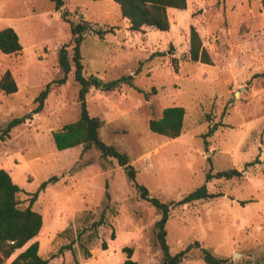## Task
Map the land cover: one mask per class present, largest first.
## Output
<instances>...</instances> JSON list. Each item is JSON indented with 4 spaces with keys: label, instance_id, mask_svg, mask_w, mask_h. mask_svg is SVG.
I'll use <instances>...</instances> for the list:
<instances>
[{
    "label": "rangeland",
    "instance_id": "obj_1",
    "mask_svg": "<svg viewBox=\"0 0 264 264\" xmlns=\"http://www.w3.org/2000/svg\"><path fill=\"white\" fill-rule=\"evenodd\" d=\"M63 1L68 21L91 27L81 44L84 74L104 81L132 77L117 90L92 88L86 96L88 113L104 122L101 140L129 156L137 182L162 202L181 200L204 184L221 195L170 210V253L197 241L234 264H264L262 0H186L185 10L167 9V32L129 31L110 0ZM5 28L14 29L22 50L0 53V77L9 71L17 85L15 94L0 91V130L13 118L22 122L0 142V169L21 189V207L43 181L57 178L32 205L43 223L31 241L39 255L51 264H161L154 230L159 213L139 198L116 161L94 149L82 154V146L55 148L52 133L80 113L72 74L52 84L34 112L39 93L62 76L59 48L67 45L72 54L69 24L50 0H0ZM191 28L211 65L188 60ZM98 30L107 33L100 37ZM173 106L185 110L181 135L171 140L152 133L149 121ZM227 169L242 176L206 181L208 171ZM180 264L206 263L194 249Z\"/></svg>",
    "mask_w": 264,
    "mask_h": 264
},
{
    "label": "trees",
    "instance_id": "obj_2",
    "mask_svg": "<svg viewBox=\"0 0 264 264\" xmlns=\"http://www.w3.org/2000/svg\"><path fill=\"white\" fill-rule=\"evenodd\" d=\"M54 3L56 11L60 12V18L69 24L73 46L71 56L67 45H62L58 51V66L62 76L51 84H47L35 99L37 104L34 112L42 109L45 99L48 96L52 84L62 85L72 74L74 81L79 85L78 102L80 113L77 120L64 124L59 130L52 133L55 148L59 151L73 147L82 146V154L94 149L104 159H113L124 171L126 178L136 190L139 198L147 202L157 210L160 218L154 223L155 239L162 252L161 264H180L186 256L194 249L200 250L203 262L206 264H234L227 259L218 258L209 250L201 248L199 242L195 241L184 250L171 254L166 242L165 226L169 218L170 210L192 204L197 201L211 200L221 196L210 193L205 184L187 194L181 200L162 202L150 195L149 190L136 180L137 171L130 162L127 154L119 151L115 146L103 142L99 136L100 129L104 122L98 117L91 116L86 108V96L90 89H99L110 92L119 89L124 84H130L131 76L104 81L98 76L84 74V66L81 56V44L87 32L91 30L90 24L85 20L77 23L68 21V12L61 11L64 5L63 0H50ZM99 1V0H93ZM118 5L120 17L127 21L128 30L140 32L144 28H151L156 31L167 32L169 30V19L167 9H186V0H110ZM264 7V0H262ZM107 31H96V35L103 36ZM22 50L18 35L12 28L0 30V53L4 55L16 54ZM187 58L191 62L204 65H211V58L203 47L201 39L194 28H191L189 35V49ZM176 62V60H173ZM0 91L6 95L15 94L17 85L12 74L6 71L0 77ZM185 110L180 106L167 107L162 111L161 117L149 121V130L167 139H176L181 135L184 125ZM22 120L13 118L0 130V142L9 138L11 130L19 125ZM208 132V135L211 131ZM242 172L237 169H227L212 173L208 171L206 181L231 180L240 178ZM57 178L52 176L43 181L38 189L32 194L26 207H21L17 195L21 189L12 182L10 175L0 169V264H6L16 251L21 250L29 242L35 239L42 229V216L32 209L38 194L45 190ZM108 198V194H106ZM102 223V222H101ZM94 224V225H98ZM105 247V244H103ZM65 247L64 249H69ZM63 248L59 251L62 252ZM37 241L31 242L23 251L18 253L8 264H51L48 259L42 258L39 253ZM128 258L130 250L127 249ZM83 254L89 257L87 248L83 246ZM124 264H134L127 260Z\"/></svg>",
    "mask_w": 264,
    "mask_h": 264
}]
</instances>
